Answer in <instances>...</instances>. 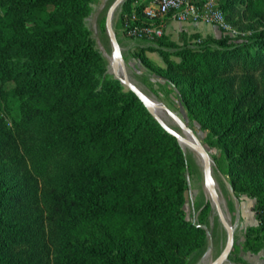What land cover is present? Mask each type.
Here are the masks:
<instances>
[{"label":"trees","instance_id":"trees-1","mask_svg":"<svg viewBox=\"0 0 264 264\" xmlns=\"http://www.w3.org/2000/svg\"><path fill=\"white\" fill-rule=\"evenodd\" d=\"M59 1H5L7 20L11 23L30 9ZM233 2L225 0L221 7L225 10ZM142 6L124 14H141ZM200 36L198 49L183 50L180 63L167 59L168 67L193 75H223L227 93L221 101L233 100L232 111L241 112L253 97L235 87V74L264 71V31L245 44L225 48L212 47L221 43L215 37ZM143 61L156 68L149 57ZM106 66L93 41L57 50L54 41L46 39L25 52L9 43L0 45V79H16L13 97L21 111L12 127L0 120V159L8 156L5 167L24 172L15 186L0 178V264H125L79 236L87 222L100 224L114 216L142 222L150 236L192 227L183 208L185 157L178 139L133 91L128 98L119 95L123 87L104 76ZM192 87L182 91L187 104L191 98L196 102ZM255 108L232 117L216 142L232 161L234 189L256 199L259 223L247 228L246 246L258 253L264 249V185L250 173L264 169V126L258 124L261 115ZM168 162L175 173L170 214L165 197L149 187L159 181Z\"/></svg>","mask_w":264,"mask_h":264},{"label":"rangeland","instance_id":"rangeland-1","mask_svg":"<svg viewBox=\"0 0 264 264\" xmlns=\"http://www.w3.org/2000/svg\"><path fill=\"white\" fill-rule=\"evenodd\" d=\"M5 1L9 0H0V45L9 43L12 48L25 52V49L40 45L46 39L53 40L57 50H64L65 47L80 48L86 41H93L94 48L107 63L104 76L108 74L119 80L123 87L119 95L129 97V91L132 90L111 67L114 46L107 27V17L116 0H60L30 9L28 14L15 16L11 23L7 20ZM127 1L124 0L116 9L113 27L121 44L131 81L154 101L167 105L186 122L210 153L215 188L221 198L224 213L234 228V246L224 264H264V253H257L259 255L252 258L246 246L247 228L258 224L256 199L234 189L232 179L236 174L233 171L231 174L230 171L232 161L216 142L237 113H253L255 107L259 108L261 116L258 124L264 126V71L252 75L243 72L235 74V87L241 91H249L253 98L241 112H233V100L228 98L221 101L220 98L223 92L227 93V88L223 86V75L206 72L193 75L168 67L167 59L180 63L183 60L180 56L183 50L198 49L203 43L201 34L176 28L175 35H169L165 31L164 36L154 41L131 38L125 30L126 17L129 14L124 13L132 11L136 5H144V0H133V3ZM224 1L219 0L222 5ZM233 3L232 7L225 10L222 8L236 32L229 33L215 26L218 34L209 36L215 37L221 43L212 44V47L225 48L245 44L264 31V0H234ZM142 9L143 6L141 14ZM149 47L159 50L145 51ZM143 56L149 57L156 68H149L144 63ZM211 66L215 67V64ZM191 83L193 91L196 92H192L196 102L191 98V103L187 104L182 91L189 92ZM16 86L15 78L7 76L5 80L0 79V120L9 127H12L14 120L21 117L19 104L13 97ZM162 118L170 127L183 134V128L166 111ZM136 120L137 118L134 119ZM253 127L255 125L250 126V129ZM179 144L185 157L181 175L187 188L183 208L191 228L169 229L157 236H150L142 222L127 216H114L101 219L100 224L87 222L84 231L79 235L81 241L98 249L108 250L113 258H121L125 264H168L171 260L176 264L215 262L227 246L228 231L220 219L213 198L208 194L204 165L193 149L185 148L180 142ZM8 159V156L0 159V178L9 186H15L24 172L6 168ZM166 165L167 170H161L159 181L150 183L149 187L158 189V194L165 197L164 207L167 214H170L175 198L174 188L170 184L175 173L169 162ZM250 175L248 176L255 182L264 185V169ZM89 264L97 263L91 261Z\"/></svg>","mask_w":264,"mask_h":264},{"label":"built area","instance_id":"built-area-1","mask_svg":"<svg viewBox=\"0 0 264 264\" xmlns=\"http://www.w3.org/2000/svg\"><path fill=\"white\" fill-rule=\"evenodd\" d=\"M169 17L211 24L229 33L235 31L219 0H144L141 15L136 10L127 15L125 30L131 38L154 41L164 35Z\"/></svg>","mask_w":264,"mask_h":264},{"label":"water","instance_id":"water-1","mask_svg":"<svg viewBox=\"0 0 264 264\" xmlns=\"http://www.w3.org/2000/svg\"><path fill=\"white\" fill-rule=\"evenodd\" d=\"M124 0H116L113 5L111 6L109 12H108V17H107V27L110 33L111 41L114 46V56L115 58L121 63L122 65V73L123 76L118 75V77L121 79V81L129 87L138 97L139 99L144 103V105L149 109V111L155 116V118L159 121V123L173 136H175L179 142L181 143L182 140L186 141L187 144L192 147L193 149L201 152L204 156V178H205V183L207 186V189L209 190L211 196L215 200V204L220 216L221 221L225 225L227 231H228V242L227 246L223 252V254L212 264H224L232 249L234 246V228L233 226L229 223L224 210L221 206V202L219 200V194L215 188L214 184V179L212 176V169H211V158H210V153L208 149L200 143L198 137L193 133L192 129L187 125L186 122H184L175 112H173L167 105L165 104H160L156 101H154L151 97H149L142 89H140L138 86H136L130 79L127 68L125 65V60L123 56V50L121 47V44L118 40V37L116 35V32L113 27V18H114V13L118 6L123 2ZM164 112L166 111L184 130H187L189 132L193 133V137L196 139L197 142H194L193 140L186 139L183 137L179 132H177L175 129L170 127L165 120L157 114V111ZM182 144V143H181Z\"/></svg>","mask_w":264,"mask_h":264},{"label":"crops","instance_id":"crops-1","mask_svg":"<svg viewBox=\"0 0 264 264\" xmlns=\"http://www.w3.org/2000/svg\"><path fill=\"white\" fill-rule=\"evenodd\" d=\"M176 28L183 29V31L185 30L188 32L200 33L202 36H209V34H216L218 32V30L215 28V26H213L211 24H206L203 22H195V23L181 22V21H178L176 19H172L171 17H169L167 19V22L165 25L166 33L169 35L170 34L175 35L176 33H174V32H175ZM258 223H259V221H258ZM255 225H257V224H255ZM250 226H252V225H250ZM249 253H250L251 257L254 258V256L264 253V249L260 250L258 252L259 254L253 253L251 251H249Z\"/></svg>","mask_w":264,"mask_h":264},{"label":"bare ground","instance_id":"bare-ground-1","mask_svg":"<svg viewBox=\"0 0 264 264\" xmlns=\"http://www.w3.org/2000/svg\"><path fill=\"white\" fill-rule=\"evenodd\" d=\"M111 67H112V69H113L114 71H116V72L119 73L121 76H123V73H122V65H121V63L119 64V61L115 58V56H114V57H111ZM157 114H158L159 116H161V117L163 116V112H161V111H159V110L157 111ZM181 135H182L183 137H185L186 139H190V140H193L194 142H197L196 139L193 137V133H192V132H189V131L183 129V134L181 133ZM199 141H200V140H199ZM181 143H182V145H183L185 148L193 149L192 147H190V146L187 144L186 141L182 140ZM200 143L203 144L201 141H200ZM193 150L196 152V155H197L199 161H200L202 164H204V156H203V154H202L201 152L195 150V149H193ZM208 194L211 195L210 192H209V190H208ZM211 197H212V196H211ZM212 198H213V197H212ZM219 200L221 201V198H220V197H219ZM213 202H214V204H215V200H214V199H213ZM215 205H216V204H215ZM207 256H208V255H207Z\"/></svg>","mask_w":264,"mask_h":264}]
</instances>
